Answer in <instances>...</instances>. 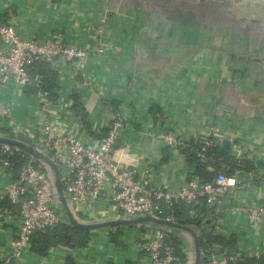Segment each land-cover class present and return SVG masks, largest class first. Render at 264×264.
<instances>
[{
  "label": "crops",
  "instance_id": "obj_1",
  "mask_svg": "<svg viewBox=\"0 0 264 264\" xmlns=\"http://www.w3.org/2000/svg\"><path fill=\"white\" fill-rule=\"evenodd\" d=\"M0 21L15 25L23 38L42 40L59 29L67 43L106 47L84 68L87 84L80 72L63 69L53 98L65 111L76 94L77 108L100 132H84L68 118L61 121L63 131L96 139L119 116L115 158L137 172L150 165L153 183L173 191L193 168L159 133L171 129L187 142L215 133L235 157L248 155L257 166L238 173L247 188L231 205H264V0H0ZM0 101L12 102L15 117L29 122L34 95L7 88ZM10 172L0 166V193ZM82 208L83 221L117 215L108 194ZM220 225L216 237L224 243L211 244L244 258L264 257V220L230 212ZM15 231L16 219L0 212V261ZM175 234L193 261L191 235ZM146 238L141 226L95 228L85 247L59 246L42 256L29 246L13 264H145L140 244Z\"/></svg>",
  "mask_w": 264,
  "mask_h": 264
},
{
  "label": "built area",
  "instance_id": "obj_2",
  "mask_svg": "<svg viewBox=\"0 0 264 264\" xmlns=\"http://www.w3.org/2000/svg\"><path fill=\"white\" fill-rule=\"evenodd\" d=\"M105 49L101 45L84 48L67 43L59 29L42 40L23 38L15 25L0 21V90L18 88L26 95L27 91L33 89L34 92L29 94L35 97L30 120L26 124L15 117L12 102L0 101V137L32 145L58 164L67 202L78 217L85 215L82 205L86 201L108 194L117 215L153 214L167 219H174L167 213L175 205L199 207L200 197L206 196V206L209 208L207 216L212 215L211 224H190L195 227L198 238L203 242H207L210 236H217L221 219L227 213L243 214L253 222L264 220V205L260 203L231 205L233 196L247 188L238 177L240 171L233 176H219L212 183L202 184L193 169L181 188L173 191L153 183V169L150 165H146L140 172L122 165L115 158V147L120 141L122 127L120 117H115L111 122L105 137L98 138L96 135L95 139L89 134H98L100 131L88 124L83 110L76 106L77 101L70 99L64 113L63 108L57 107L51 98V93L40 86L42 78L31 74L32 67L44 61L50 63L59 76L63 69L69 70V66L72 67L74 72L84 75V84H87L84 68L91 56L102 54ZM66 118L71 123L76 122L78 129L84 132L88 130L87 139H83L77 132L63 131L61 121ZM159 137L165 146L171 148L187 143L171 129L160 132ZM195 140L201 143L202 151L226 143L212 132L200 134ZM17 155L23 164L15 173L12 159ZM200 157L204 158L202 153ZM236 158L245 159L249 156L240 154ZM0 166L12 171L11 179L2 186L0 193V202L8 201L10 204L1 206L0 212L16 219V231L10 241L11 251L2 260L10 264L29 248L34 234L65 224L66 216L57 198L50 171L31 154L19 146L0 143ZM189 212L191 219L199 218L195 209ZM142 228L147 233V238L140 244L145 264H192L189 253L177 244L175 233L157 226ZM201 249L200 264H234L244 258L236 250H229L223 245L207 243ZM253 257L259 258L261 255Z\"/></svg>",
  "mask_w": 264,
  "mask_h": 264
},
{
  "label": "trees",
  "instance_id": "obj_3",
  "mask_svg": "<svg viewBox=\"0 0 264 264\" xmlns=\"http://www.w3.org/2000/svg\"><path fill=\"white\" fill-rule=\"evenodd\" d=\"M33 76H40V86L51 93V98L56 96V90L60 88V79L57 71H55L51 64L41 61L34 65L31 69ZM33 93L31 89L27 91ZM77 95L74 94L73 98L77 100ZM78 106V105H76ZM107 133H101L97 137H105ZM179 152L185 157L187 164L194 169L195 176L199 179L200 183H212L219 176H233L238 171L251 172L257 168L254 161L250 158L238 159L232 152L230 143L226 142L223 145H216L214 147H208L206 151H202V145L199 141L192 139L184 145H181ZM200 153L204 158L200 157ZM23 160L19 155L12 159V169L16 173L19 171ZM206 196L200 197L201 206L192 208L190 205L179 204L175 205L169 213L175 221L181 225L195 224L198 226L205 225V219L207 217L209 208L206 206ZM4 205L9 203L4 202ZM195 209L199 218L191 219L190 210ZM203 215L201 218L200 215ZM90 240V230L71 227L66 224H60L53 229H49L46 232H38L34 234L31 240L30 247L37 254L47 256L50 251L59 246H66L69 248H81L88 245ZM177 244L180 242L176 239ZM224 243L221 237L210 236L207 242H203L199 238L200 246L204 247L207 243ZM12 261L10 264H13ZM0 264H5L4 261H0ZM234 264H264V257H249L241 259Z\"/></svg>",
  "mask_w": 264,
  "mask_h": 264
},
{
  "label": "water",
  "instance_id": "obj_4",
  "mask_svg": "<svg viewBox=\"0 0 264 264\" xmlns=\"http://www.w3.org/2000/svg\"><path fill=\"white\" fill-rule=\"evenodd\" d=\"M0 143H7L21 147L27 153L31 154L38 163H40L42 166L46 167L50 171L53 178L57 198L60 202L61 209L66 216V222H65L66 225L71 227L82 228L86 230H91L101 227H115L120 225L141 226V227L150 225V226L165 228L173 233H175V231H179L181 233L182 232L188 233L191 235L193 241L192 246L194 251V259L192 261V264H200L202 262V258H201L202 249L199 244V238L194 226L191 225L184 226L177 223L174 219L160 218L153 214H144V215H135V216L116 215V217L114 218H101V219H96L92 222L83 221L71 210L63 189L60 168L58 164L49 155L34 148L32 145H29L27 143L15 139L0 137ZM210 220H212V216H209L207 225L209 224Z\"/></svg>",
  "mask_w": 264,
  "mask_h": 264
}]
</instances>
